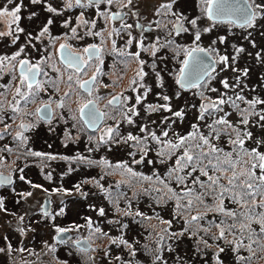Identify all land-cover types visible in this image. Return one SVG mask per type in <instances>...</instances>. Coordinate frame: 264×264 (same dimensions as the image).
Wrapping results in <instances>:
<instances>
[{
  "label": "rangeland",
  "instance_id": "374dc122",
  "mask_svg": "<svg viewBox=\"0 0 264 264\" xmlns=\"http://www.w3.org/2000/svg\"><path fill=\"white\" fill-rule=\"evenodd\" d=\"M187 2L188 7L183 15L184 19H188L185 23L192 28L190 37L198 45L193 34L199 32L198 42L217 60L207 77L188 91L177 83L186 52H177V55L172 51L179 50L180 42L172 44L167 66L153 61L141 64L143 59L137 61L126 55V65L99 69L97 63L91 62L76 70L60 61L59 46L68 44L71 49L83 52L90 39H98V35L91 37L79 20V26L76 22L66 27V30L52 31L53 28H47L44 31V26L32 38L27 31L21 35L14 32L18 27L11 22L10 12L0 15V58H3L0 59V139L6 136L7 142L2 144L8 146L3 155L0 152V173L15 172L18 175L17 170L28 163H36L34 166L44 168L45 173L54 170V165L58 166V172L51 177L42 174L41 179L36 175L33 178L40 182V189L43 191L50 190V181L52 182L51 191L55 204L62 212H58V224L69 226L71 222L76 232L74 236L85 235L93 243L88 253H83V258L74 255L70 247V252L62 249V253L70 257L71 264H82V261L88 260L86 255L90 256L92 253L100 256V261H95L94 264H264V233L261 232L259 222L264 214V207L261 206L264 203V185L257 188L260 182L255 177L251 181L248 179L254 162L251 151L255 149L264 154V120L261 119L264 116V103H252L264 101V13L255 19L253 26L243 27L229 21L209 19L202 0ZM147 3L151 7V0H147ZM261 4L264 9V0ZM191 20H196L195 27L188 23ZM44 21V15L40 21L26 16L25 27L28 25L29 30L33 31ZM9 27L12 32H8ZM188 28L186 27L187 30ZM24 41L30 45L35 44L36 50L40 51L38 64L42 73L38 81L39 89L33 84L31 90L35 95H29L27 82H21V74L17 69L19 58L26 50ZM161 48L164 49L163 44ZM17 52L20 53L19 56H15ZM13 56L15 59H12ZM143 56H146V52ZM175 56L177 57L173 59ZM221 57H227V62H220ZM141 70L142 77L137 75ZM90 75L95 76L96 87L101 83V77L107 78L106 90L101 94H94L105 114L104 121L96 130H89L79 115L81 106L92 97V94L80 87L81 81ZM133 80L136 83H132ZM224 82H227V88L224 87ZM211 84L227 90L224 103L209 94L213 90ZM115 93L119 94L120 102L110 105L108 99ZM25 95L28 96L27 101L22 98ZM143 95L146 97L144 105L149 103L147 108L150 112L145 111L135 117V134L155 133L157 144L162 142L161 139L169 144L166 158L171 168L170 182L161 181L152 175L133 176L134 172H129L125 167L119 168L121 172L111 166V160L127 156V150H134L135 156H138V152L146 147L144 140L133 144L123 139L111 143L105 140L109 138V128L113 129L111 139L119 137L115 125L118 126L120 118L124 116V109L134 97L143 98ZM164 96L169 99L164 100ZM47 102L51 104L53 116L43 121L37 110ZM61 103L63 107L58 106ZM164 105H167V109ZM143 106L139 108L143 109ZM176 112H182V116H176ZM245 118L246 124L242 122ZM127 119L131 120L130 117ZM207 119H211L206 126L210 127L213 136L211 133L209 137L212 138L199 132L190 136L189 130L198 129V123L203 124ZM221 119L227 120L228 124L217 123ZM22 124L26 127L22 128ZM184 131V137L188 138L185 146L173 149L171 142L180 138ZM247 133H251V136ZM85 134L90 147L89 156L86 157L83 144L75 143L76 139L83 138ZM123 136L127 138L128 131ZM200 137L206 138L209 143L205 145ZM101 139L104 144H101ZM238 139L244 141L242 147L234 143ZM51 141H54V148L61 153L23 148V144H30L52 150ZM197 144L200 147H196ZM160 148L162 147H157L158 150ZM212 148L217 151H212ZM186 150L194 157L205 154L199 161H194L195 171L192 166H185L181 170L176 164ZM151 153L153 154L152 150L145 155ZM4 157L8 158L3 159ZM63 159L66 164L94 159L103 167L92 170V176L73 181L81 170L76 168L75 172L71 171L76 173L74 174L68 171L73 167H66L65 176L60 177L64 167ZM34 166L23 170L36 172ZM114 166L129 167L126 163H116ZM133 167L140 169L135 162ZM201 169L208 175H203ZM252 171L257 177L261 174L259 168ZM84 172L87 174V169ZM177 177L182 180L178 181ZM209 177L217 183L213 185ZM246 183H253L255 198H233L234 193L252 191L246 188ZM18 186L22 187L24 184L19 182ZM221 192H224L222 200ZM132 195L139 198L140 203L136 207L143 210L139 219L132 218L137 215L133 210V200L129 205L127 202ZM33 200L34 198L31 203ZM189 200L192 201L191 206H188ZM221 203L226 212L235 213V217L220 212L218 205ZM178 204L180 207H177ZM18 214L21 218L26 213L21 214L19 210ZM11 216L14 215L7 209L0 208V244L4 242L2 233H8L13 241L20 232L16 227L20 219ZM192 216L200 218L193 221ZM233 225L234 227H230ZM253 225L260 227L257 232L252 231ZM221 227L225 230L223 238L219 237ZM182 229L189 230L195 236L194 239L183 235ZM120 241L126 244L121 245ZM70 245L75 247L72 243ZM225 247L229 250L221 251ZM4 259L7 263L8 257L5 256ZM51 263L70 264V261L54 259Z\"/></svg>",
  "mask_w": 264,
  "mask_h": 264
},
{
  "label": "flooded vegetation",
  "instance_id": "af4514ba",
  "mask_svg": "<svg viewBox=\"0 0 264 264\" xmlns=\"http://www.w3.org/2000/svg\"><path fill=\"white\" fill-rule=\"evenodd\" d=\"M261 1L262 0H260V2L257 0H248L249 5L256 14V18L264 13L263 6H260L262 5ZM69 4H71V6H69ZM151 4V7H149L147 0H131V3H129L128 0H113L111 4L107 3V0H80L79 4H77L76 0H37V2H33V0H0V10L11 13L16 7H19L20 10L16 14L19 19L14 20L12 17L11 20V22L18 27V30L14 29L17 35H21L27 31L29 33L28 35L35 36L37 34L36 31L39 30V28L42 29L44 26L45 28H53L52 31L66 30V27L76 22L78 23L79 20V23L82 24L91 37L98 35V39H90L84 48L86 49L90 45H95L97 47L96 50H98L97 55H92L90 57L89 53H86L84 50L83 52L81 51V53L85 60V65L91 62L97 63L99 69H110L119 64L126 65V55L137 61L143 59L141 64H149L153 61L167 66L169 63L168 54L171 47H173L172 44L181 43L179 50L172 51L177 55V52H186V49L189 50L194 46L199 48L202 47L198 41L196 42L198 45L194 44L195 41L190 37L192 28L185 23L188 19H184L183 14L184 10L186 12L188 7L187 0L186 2L183 0H151ZM162 4H171V9H162ZM50 8L55 11H49ZM174 13L182 18L181 23L183 27L180 31L176 30L177 15H173ZM42 15L45 17V21L43 24L41 23L42 25L40 24L36 28L33 27L35 28L33 31L29 30L30 26L27 25L25 27L26 16L40 21ZM186 27H189L188 30ZM7 30L8 32L13 31L10 27ZM196 33L197 32L193 34L194 37ZM162 44L164 45V49L161 48ZM24 45H26V50L19 58L20 61L26 60L30 65H39L38 55L40 51L36 50V45L27 44V41H24ZM202 48L207 50L205 47ZM144 52H146L145 57L143 56ZM137 53L139 54L138 56L136 55ZM176 57L177 56L173 57V59ZM157 59H160V61H157ZM67 67L72 68V66L69 65ZM39 68L40 72L37 82L42 73L40 65ZM106 80L107 78L101 77V83L98 84L97 87L95 86V81L92 83V97L87 100H94L97 107L103 112L102 122L105 116L104 110L99 106L94 94H101L106 90ZM84 91L89 94L88 91ZM114 96L119 97V94L115 93L108 101L112 100ZM140 101L138 103L137 98L134 97L128 103V107L125 108L123 112L124 116H122L125 119L122 120L121 117L118 126L115 125L119 137L116 139L107 138L105 139L107 143L119 139H123V141L129 140L127 139L128 137L126 138L123 136L124 132L128 131V135L135 133V117L143 111L150 112L147 108L149 103L144 105L146 98L144 99L140 96ZM140 106H143V109L139 108ZM39 117L41 120L47 121L40 115ZM128 117L131 118V122L127 119ZM87 127L89 129V126ZM4 131L6 132V130ZM86 133L88 132L86 131ZM6 139V136L0 139L1 155L5 153L8 147L2 144L7 142ZM25 139L27 140V136ZM75 143L83 144V148L86 150L84 156H89L90 147L86 134L83 138L76 139ZM101 144H104L103 139H101ZM54 146V141H51L52 150L30 144L29 146L23 144V148L31 150L61 153V151L55 149ZM244 147H246V145H244ZM62 153L68 154L67 152ZM7 158L8 157H4L3 159ZM62 162L66 164V160L64 159ZM34 164L36 163H28L21 167L19 171L17 170L18 175L15 172H1V174L4 175L0 176V203H2V207L0 208L7 209L11 212L14 215L11 217L18 220L20 219V223L16 226L20 229V232L13 241L8 233H2L4 242L0 244V264H9V259L11 258V264H52L51 262L54 259H66L70 261L71 264L70 257L65 256V253L61 251L62 249L69 251L68 247H70V251L79 258H83V253H88V250L81 249L74 244V240L81 236L73 235L76 234V232L71 222H69V226H61L58 224V212H62L55 204L56 200L51 191L53 188L52 182L50 181L51 189L43 191L40 189V182L33 178L34 175H36L41 179L42 174H47L51 177L58 172V166L54 165V170H48L49 173H45L44 168L34 166ZM32 166L36 168V172H25L23 170L25 168L29 170ZM21 177H23V179H21ZM19 182H22L24 186L19 187ZM32 198H34V200L31 203ZM24 209H26V211H24ZM19 210L21 214L26 213L21 218L18 216ZM136 212L143 213V210L138 208ZM61 228L69 229L71 237L59 241L56 235L58 229ZM22 232L26 233L22 234ZM46 235L48 236L46 237ZM70 243L75 247H71ZM13 248L14 251H12ZM5 256L8 257L7 263L4 259ZM86 258L88 260L82 261V264H94L95 261H100V256L93 253L90 256L87 254Z\"/></svg>",
  "mask_w": 264,
  "mask_h": 264
},
{
  "label": "snow or ice",
  "instance_id": "6c2138e0",
  "mask_svg": "<svg viewBox=\"0 0 264 264\" xmlns=\"http://www.w3.org/2000/svg\"><path fill=\"white\" fill-rule=\"evenodd\" d=\"M33 2H37V0H33ZM77 4L80 3V0H76ZM113 2V0H107V3L111 4ZM129 3H131V0H128ZM202 3L205 5L204 11L206 13V15L208 16L209 19H218V20H223L225 18L229 19V22H235V21H240L241 22V26H247V27H251L254 25V21L256 19V14L254 12L251 11V6L247 5V4H243L241 3V0H235L234 3H230L229 0H202ZM69 6H71V4H69ZM162 9L165 10H170L171 9V4H162L161 5ZM19 7H16L14 9V11L11 12V15L13 17L14 20H18L19 17L16 15L19 12ZM49 11H55L54 9H49ZM4 12H0V15H4ZM173 15H177V14H173ZM182 18L177 15V21H176V30L180 31L182 29V23H181ZM190 23L195 26L196 25V20H191ZM44 31H47V28L44 29ZM205 31H208V29H205ZM73 32H75V29H73ZM195 40L199 41L200 40V34L199 32L196 33L195 35ZM130 43V41H129ZM68 48L67 45H61V49L62 50H66ZM92 51H90L89 48L84 49V51L86 53H89V56L91 57L92 55H97L98 50H95V46H92ZM186 51V55L187 58L184 60L183 62V67L180 69V77L177 79V83L180 84L182 87L185 86H197L198 82L200 81V79L208 74V65H206L204 58L196 55V53H200L203 52L204 50L199 48V47H194L190 50H185ZM240 51H242V49H240ZM19 52H17L15 54V56H19ZM137 56L139 55L138 53L136 54ZM15 56L12 57V59H15ZM3 59V58H0ZM63 59L64 62L66 64H68L69 66H76L77 68L80 67L81 63H82V58L74 53H72L71 51H64L63 52ZM220 62H227V57H221L220 58ZM20 72H21V80L22 82H27V86L30 90L29 95H35V92H32V88H33V84H36V88L37 90L39 89V83L36 81V77L39 75L40 72V68L39 65H30L28 61L26 60H22L20 61ZM138 76L142 77L143 76V72L142 70L140 72L137 73ZM71 76L69 77V80H71ZM95 81V76L92 77V81H84L83 84L80 85L81 88L85 89L86 91L89 92V94H91L92 91V83H94ZM132 83H136L135 80L132 81ZM224 87H228L227 82H224ZM17 93L20 94V90L17 89ZM65 95L67 96L68 93H65ZM22 98H24L26 101L28 99V96H22ZM164 100H168L169 98L167 96L163 97ZM140 101V97H137V102L139 103ZM120 102V97L114 96L112 98V100H109L108 103L110 105L113 104H118ZM220 103H224L223 100L220 101ZM253 104L255 103H264V101H253ZM60 107H63V103H61L60 105H58ZM214 106V105H213ZM163 107H165V109H167V105H164ZM204 107V106H202ZM16 110V109H14ZM37 111H40L39 109ZM80 111L83 113L84 117H86V123L89 126L94 127L97 124V121L101 118V116L103 114L99 113L97 108L95 107V103L92 100H89L86 104H84ZM44 117H47L49 115L48 112V106H45V109L43 111L42 114ZM176 116L180 117L182 116V112H176L175 113ZM261 119L264 120V116H261ZM129 122H131V120L129 119ZM243 123H247V118H245L243 121ZM217 123L220 124H228V121L225 119H221L219 121H217ZM21 127H26L25 125H21ZM195 127V126H194ZM143 130V129H142ZM113 133V129L109 128L107 130V134L109 135V138H111V135ZM21 134H18V136ZM164 135L166 136L167 133L165 132ZM193 134H190V136H192ZM247 135L250 137L251 133H247ZM129 140H138L137 137H133L131 135L128 136ZM153 139H157L155 137V134H153ZM186 137H181L179 140L178 144H173L171 145V147L173 149L180 147L181 145H183L186 141ZM200 139L203 141V143L205 145H207L209 142L206 138L204 137H200ZM234 143H238L241 147L243 146L244 141L243 140H237L234 141ZM196 147H200L199 144L196 145ZM212 151H217V149L212 148ZM32 155H42L41 153H32ZM204 153H201L200 156H196L194 157L193 155H191L189 153V151H185L184 155L182 157H180L177 161L176 164L177 166L182 170L183 167L185 166H192V170L195 171L196 167L194 166V161H199L201 159L202 156H204ZM252 160L254 161L251 164V169L249 170L248 173V179L251 181L253 180V178L255 177V179H257L260 184L257 185L256 187L259 188L261 185H264V154L259 153L258 151H256L255 149H253L250 153ZM209 163H211V161H209ZM259 168L261 174L257 177L255 172L252 171L253 169ZM202 174L203 175H208V173L206 171H204L203 169H201ZM129 172H131V169H129ZM133 176L136 175V173H132ZM235 178V176H234ZM21 179H23V177H21ZM150 179V178H147ZM178 181L182 180V178L177 177ZM209 180L212 182V184H216L217 181L213 180L212 177H209ZM232 183V180L229 181V184ZM203 186V185H202ZM35 187V186H34ZM246 188L250 189L252 191H247L244 193H234L233 198L237 197V196H249L252 197L253 199L255 198V194H256V190L253 187V183H246ZM189 192H191V189L188 190ZM225 191H228V189H225ZM187 194V193H186ZM30 195V193H29ZM224 196V192L220 193V197L221 200L223 199ZM199 199V198H198ZM202 203V201H201ZM192 201L189 200L188 201V206H191ZM262 207H264V203L261 204ZM0 207H2V203H0ZM177 207H180V205L178 204ZM218 210L222 213H225L228 216L231 217H235V213L233 212H226V210L224 209L222 203L220 205H218ZM101 214H103V210H101ZM137 215H141L140 213H137ZM200 217L198 216H192L191 219L193 221L198 220ZM261 223V232L264 233V214L261 215L260 221ZM169 223L170 222H166ZM217 227H220L219 225H217ZM230 227H234L230 226ZM58 231L63 232L66 231L64 229H58ZM97 231H99L97 229ZM225 234V230L224 228H220V233H219V237L223 238ZM114 242V241H113ZM121 243H125L124 241H121ZM77 244H80L79 241H77ZM221 251H223V249H221ZM218 255V254H217Z\"/></svg>",
  "mask_w": 264,
  "mask_h": 264
},
{
  "label": "trees",
  "instance_id": "16d2710c",
  "mask_svg": "<svg viewBox=\"0 0 264 264\" xmlns=\"http://www.w3.org/2000/svg\"><path fill=\"white\" fill-rule=\"evenodd\" d=\"M243 27H246V26H243ZM32 38H34V36H32ZM211 86H212L213 90H210L209 94L211 96L215 97L216 99H218L219 102L221 100L225 101V99H226L225 96L227 94L226 93L227 90H225L223 88H220V87H217V86H215L213 84H211ZM185 90L188 91L189 89H185ZM143 98L144 99L146 98L145 95H143ZM221 107H222V105H221ZM201 112H205V111H201ZM142 113H144V111L141 112L140 114H142ZM210 120L211 119L205 120L203 124L201 122L198 123L199 124L198 129L194 130L192 128L191 130H189V133L190 134L191 133L194 134V133H198L199 132V133L203 134V136H205L207 138H212L213 133H212V131H210V127L206 126L207 123L210 122ZM203 130L205 131L204 133H203ZM185 133H186V131H184L182 133L183 135L181 137H184ZM211 133H212V136L209 137V135ZM153 134H155V133L143 132V133H139V134H135V133L131 134V136L137 137L138 140H129V143L133 144V143H136L137 141L144 140L145 143H146L145 149L140 151V152H138V156H135L136 152H134V150L129 149L126 152L127 156H125L123 158H118L116 160L108 159V160H111V162H112V165H111L112 168H114V170L121 171L119 168L120 167H125V169H127V170L131 169V171H133L134 173L138 174L140 177H145V176H151L152 175L156 179H157V177L160 178L161 181H166L167 180V181L170 182L169 173H170V169L171 168L168 166V161L169 160H167V158H166V154L168 153V150H169V144H165L164 141L161 138L160 139H161L162 142L157 144L155 142V139H153ZM215 136H217V134H215ZM155 137H156V134H155ZM180 138H177L176 140H173L171 143L172 144H178ZM183 145L185 146V143ZM157 147H162V148H160L158 150ZM150 150L153 151V154L151 153L150 155H145ZM179 152H181V151H179ZM134 162L139 165L140 169H138L137 167H133V163ZM116 163H118V164L119 163H122V164L126 163L129 167H126V166L115 167L114 165ZM66 167H73V169L68 170L69 172H71V171L75 172L76 171L75 169L79 168L78 170H81V173L79 174V176L75 177V179L73 181H77V180L81 181V180L87 178V176L88 177L92 176V174H90V173H92V170H94L96 167L102 168L103 165L99 164L98 161L94 160V159H90L89 161L85 160L84 162H81V163H76V162L69 163V164H65L64 163L63 171L60 174V177L61 176H65ZM145 167H147V169H145ZM86 169L88 171L87 172L88 175L85 174V172H84ZM74 172H71V173H74ZM74 174H76V173H74ZM256 184H258V182ZM145 199H147V198H145ZM132 200H133V210L136 211L138 209V207H136V205L140 203L138 201L139 198L135 197L134 195L130 196L128 198V201H127L128 205H129L130 201H132ZM137 213H139V212H137ZM141 215H138V216L137 215H133L132 218L139 219L141 217ZM259 228H260L259 226L253 225L252 226V231L257 232V230H259ZM185 230L186 229H182L181 230L184 233L183 235H185L188 239H191V240L194 239L195 236L192 235L189 232V230H186V231ZM120 243H121V241H120ZM125 244L126 243H121V245H125ZM223 250H229V249H228V247H225V248H223ZM229 263L230 262H228V264Z\"/></svg>",
  "mask_w": 264,
  "mask_h": 264
},
{
  "label": "water",
  "instance_id": "95a60500",
  "mask_svg": "<svg viewBox=\"0 0 264 264\" xmlns=\"http://www.w3.org/2000/svg\"><path fill=\"white\" fill-rule=\"evenodd\" d=\"M229 2H230V3H234L235 0H229ZM241 3L249 5L248 0H241ZM251 11H252V9H251ZM252 12H253V11H252ZM227 19H228V18H225V19H223V20H227ZM215 20H218V19H215ZM228 20H229V19H228ZM234 23L241 25V22L238 21V20L235 21ZM63 45H66V44H63ZM92 46H94V45H91V46H89L88 48H89L90 50H93V49H92ZM96 49H97V47L95 46V50H96ZM191 49H192V48H191ZM201 49H203L204 51H203V52H200V53H196V55H198V56L204 58L206 65L209 66V67H208V73H209V72L212 70V68L215 66L216 61H215L214 57L211 55V53H210L208 50H206V49H204V48H201ZM64 51H71L72 53H74V54H76V55H78V56H80V57L82 58L80 52L73 51L69 46H68V48H67L66 50H62V49H61V46H60V47H59V57L61 58V60H62L63 62H64V59H63V52H64ZM186 58H187V55H186ZM186 58H185V59H186ZM64 63H65V62H64ZM65 64H66V63H65ZM83 65H84V60H83V58H82V63H81V65H80V67H79L78 69H80ZM20 67H21V65L19 64V70H20ZM74 67L77 68L76 66H74ZM182 67H183V65H182ZM182 67H181V68H182ZM206 76H207V75L203 76V77L200 79V81H199L198 83H200L202 80H204V78H205ZM179 77H180V73H179V75H178V78H179ZM178 78H177V79H178ZM84 81H92V76L89 77V78H86V79L82 80L81 84H83ZM189 87H190V86H185V87H183V88H189ZM92 101H94V100H92ZM87 102H88V101H87ZM87 102H86V103H87ZM86 103H84V104H86ZM94 103H95V102H94ZM84 104H83V105H84ZM83 105H82V106H83ZM45 106H48V112H49V115H48L47 117H44V116L42 115V114H43V111H44V109H45ZM82 106H81V107H82ZM95 107L97 108L98 112L102 114V112L98 109V107H97L96 104H95ZM38 109L40 110V111H38V113H39V115H40L42 118L49 119V118L52 116L51 105H50L49 103H44V104H42ZM80 109H81V108H80ZM79 114H80V117H81V118L85 121V123H86V117H84L83 113L80 111ZM102 118H103V115H102L101 118L97 121V124H96L94 127L89 126L87 123H86V124L89 126L90 129H94V128H96V127L101 123ZM1 175H4V174H0V176H1ZM0 181H1V180H0ZM69 236H70V233H69L68 230L63 231V232L58 231V233H57V238H58L59 240L66 239V238H68ZM77 241H79L80 244H77ZM75 244L78 245V246H80V247H82V248H86V249L90 247V243L88 242V240H87L86 237H82V238L77 239V240L75 241Z\"/></svg>",
  "mask_w": 264,
  "mask_h": 264
},
{
  "label": "bare ground",
  "instance_id": "6f19581e",
  "mask_svg": "<svg viewBox=\"0 0 264 264\" xmlns=\"http://www.w3.org/2000/svg\"><path fill=\"white\" fill-rule=\"evenodd\" d=\"M251 9H252V8H251ZM252 11H253V9H252ZM213 20H215V19H213ZM215 21H229V20L227 19V20H215ZM233 23H234V22H233ZM235 24H236V23H235ZM236 25L241 26V25H239V24H236ZM211 55H212V53H211ZM212 56H213V55H212ZM213 57H214V56H213ZM214 59H215V58H214ZM215 61H216V59H215ZM215 65H216V63H215ZM214 67H215V66H214ZM214 67H213V68H214ZM213 68H212V69H213ZM210 72H211V71H210ZM210 72H209V73H210ZM209 73H208V74H209ZM208 74H207V75H208ZM206 77H207V76H206ZM206 77H205V78H206ZM205 78H204V79H205ZM202 81H203V80H202ZM202 81H201V82H202ZM201 82H200V83H201ZM198 84H199V83H198ZM198 84H197V85H198ZM192 87H193V86H190V88H192ZM101 112H102V111H101ZM102 114H103V112H102ZM44 119H45V118H44ZM46 120H49V119H46ZM83 121H84V120H83ZM84 122H85V121H84ZM86 125H87V124H86ZM87 126H88V125H87Z\"/></svg>",
  "mask_w": 264,
  "mask_h": 264
}]
</instances>
